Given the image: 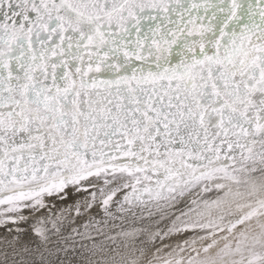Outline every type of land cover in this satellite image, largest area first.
<instances>
[{
	"label": "snow or ice",
	"instance_id": "obj_1",
	"mask_svg": "<svg viewBox=\"0 0 264 264\" xmlns=\"http://www.w3.org/2000/svg\"><path fill=\"white\" fill-rule=\"evenodd\" d=\"M0 264H264V0H0Z\"/></svg>",
	"mask_w": 264,
	"mask_h": 264
}]
</instances>
